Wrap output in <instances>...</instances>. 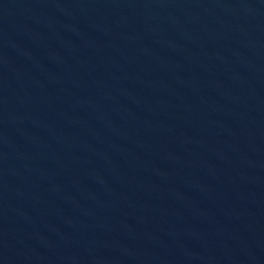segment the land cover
<instances>
[{
	"label": "water",
	"instance_id": "1",
	"mask_svg": "<svg viewBox=\"0 0 264 264\" xmlns=\"http://www.w3.org/2000/svg\"><path fill=\"white\" fill-rule=\"evenodd\" d=\"M0 264H264V0H0Z\"/></svg>",
	"mask_w": 264,
	"mask_h": 264
}]
</instances>
